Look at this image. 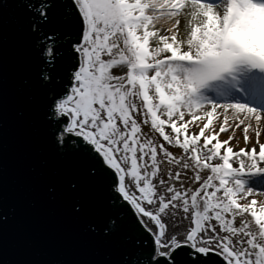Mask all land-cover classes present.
Instances as JSON below:
<instances>
[{
    "label": "snow or ice",
    "instance_id": "obj_1",
    "mask_svg": "<svg viewBox=\"0 0 264 264\" xmlns=\"http://www.w3.org/2000/svg\"><path fill=\"white\" fill-rule=\"evenodd\" d=\"M12 55L81 264H264V0H0V252Z\"/></svg>",
    "mask_w": 264,
    "mask_h": 264
},
{
    "label": "water",
    "instance_id": "obj_2",
    "mask_svg": "<svg viewBox=\"0 0 264 264\" xmlns=\"http://www.w3.org/2000/svg\"><path fill=\"white\" fill-rule=\"evenodd\" d=\"M16 23L5 28L11 43ZM17 59L10 57L4 157L5 208L14 209L3 231V264H81L99 259L93 245L85 241L82 225L73 222L61 201L49 200L43 181L31 168L38 156L29 132L15 119L20 101L14 89Z\"/></svg>",
    "mask_w": 264,
    "mask_h": 264
},
{
    "label": "rangeland",
    "instance_id": "obj_3",
    "mask_svg": "<svg viewBox=\"0 0 264 264\" xmlns=\"http://www.w3.org/2000/svg\"><path fill=\"white\" fill-rule=\"evenodd\" d=\"M182 27H183V25H182ZM231 134H232V132L230 129L228 133H222L220 135V139L221 140H227L228 136ZM261 141L264 142V134L261 135ZM237 142H238V147H241V148L244 147L243 134H242V131L240 129L236 130L235 139L232 141L233 145H237ZM234 150H235V148H234ZM257 191H259V189H257Z\"/></svg>",
    "mask_w": 264,
    "mask_h": 264
}]
</instances>
